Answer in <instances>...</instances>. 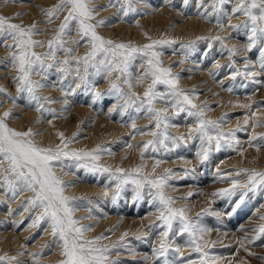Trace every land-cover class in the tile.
<instances>
[{
    "label": "rangeland",
    "instance_id": "1",
    "mask_svg": "<svg viewBox=\"0 0 264 264\" xmlns=\"http://www.w3.org/2000/svg\"><path fill=\"white\" fill-rule=\"evenodd\" d=\"M131 2L135 11H129L124 16L120 8L125 0H112L115 7L109 6V0H94L98 15L92 22L106 21L97 28L98 33L106 39L136 45L149 42L144 33L153 40L175 41L156 48L161 53L163 67H171L173 74L179 75L180 88L192 96L198 107L207 105L206 118L219 121L223 117L220 128L211 130V133L216 135L217 131H234L238 144L230 146L227 141L232 138L227 137L221 140L217 150L216 141L213 140L209 158L201 163L197 153L209 145L207 141L202 143L198 133L189 135L190 129L197 126V117L190 116L187 111L177 113L170 96L155 101L154 105L158 109H167L169 120L166 129L163 125L161 129L155 127V119L147 112V105L137 111L143 100V92L151 83V77L143 75L147 62L140 54L135 55L129 66L130 76L106 70L98 63V58L93 63H97L100 70L89 66L86 82L80 78L84 76L82 60L79 64L75 59H70L69 65L57 64V61L72 55L83 57L90 50L91 45L86 39L80 40L79 44L73 43L80 39L75 22L69 25L64 37V47L72 48L73 53L58 50L57 61H45L46 64L53 63L54 67L47 69L43 75L33 73L32 79L45 85L38 89V94L56 101L45 104L46 109L54 111H44L40 123H36L41 113L35 110V102L30 100L27 92L17 91L14 78L18 73L9 55L15 49L10 50L0 43V88L4 89V92H0V115L10 111L12 115L7 120L9 126L19 131L32 128L39 133L35 136L36 141L45 147L60 143L57 132H63L66 138L78 133L68 148L92 150L99 146L101 159L98 163L113 170L117 167L132 169L139 165L142 162L140 152L143 144L156 140L145 152L144 172H150L156 160L162 161L156 169L158 175L163 174L165 169H172L165 194L174 199V207H187L190 209V219L210 229L204 237L209 247L203 251L208 252L210 257H219L220 264H264V235L252 243L247 242L257 235L253 229L264 224L260 218L264 216V186H258L253 191L238 189L234 196L211 195L219 189L231 187L232 179L247 183L246 173L235 175L240 169L264 171V140H251L254 133L264 134V124L254 126L255 117L252 115L257 113L264 118V70L260 68L259 51L264 45L257 44L248 51L249 29L227 27L229 22L242 25L247 19L242 14L232 13L237 0H228L219 6L217 12H213L212 0H204L203 4L200 0ZM56 3L58 0H0V15L16 17L13 23L26 26L36 22L37 28L43 31L34 39L45 41V46L37 47L35 51L45 53L48 51L47 41L55 35L66 12L54 18L52 23H46L47 17L41 13V9L51 8ZM17 13L20 15L17 16ZM201 13L212 15L205 19ZM217 17L225 25L223 31ZM217 35L223 43L211 39ZM6 43L11 44L12 40L8 39ZM230 48L239 50L238 54L230 57ZM246 63L251 71L260 73L255 80L262 83H255L253 79L241 75L232 79L236 69L244 71ZM61 67L70 71L63 73L59 71ZM140 78H143V82L137 83ZM113 84L119 90L113 89ZM228 88H232V91H227ZM156 91L167 94L168 88L157 84ZM132 93L140 97L135 104L131 103ZM240 105H251V108ZM26 112L30 115L24 117ZM133 122L139 131L132 128ZM165 130L168 139L159 134ZM151 132H157V137L150 135ZM181 136L184 138L171 139ZM250 141L252 145H259L260 150L250 146ZM129 144L133 147L129 148ZM65 163L69 166L57 165L55 171L72 185L65 188V195L78 198L73 205L75 218H84L81 224L92 226V231L87 232L86 236L91 239L103 234L106 239L101 241L102 244H115L116 247L108 255L118 264H164L165 257L156 259L153 255V249L159 246L161 233L165 230L157 219L159 203L152 195L156 190L146 185L137 197L136 186L128 182L113 200L119 181L111 173L91 172L77 167V162L72 160ZM243 192H247V195L233 212ZM32 195L26 190H17L14 195L6 185L0 183V257L5 258L0 260V264H57L62 258L59 255L60 241L52 237L50 223L44 220L33 224L42 209L28 204ZM200 213L202 215L197 220ZM181 227L179 220L173 221L168 237V264H187L189 260L200 264L201 254L194 250L189 235L181 234ZM245 237L247 240L241 247L239 241ZM212 241L217 243L212 245ZM33 253L36 255L33 256ZM7 257L17 259L9 261Z\"/></svg>",
    "mask_w": 264,
    "mask_h": 264
},
{
    "label": "snow or ice",
    "instance_id": "2",
    "mask_svg": "<svg viewBox=\"0 0 264 264\" xmlns=\"http://www.w3.org/2000/svg\"><path fill=\"white\" fill-rule=\"evenodd\" d=\"M118 2V0H117ZM201 4L204 0H200ZM228 2V0H212L213 12H217L220 5ZM109 6L115 7L116 4L109 0ZM104 10V9H101ZM120 10L124 16H127L129 11H135L134 5L131 0H125L124 5ZM66 12L63 20L59 24L55 35L47 41L48 51L45 53H37L35 48L44 47L45 41L36 40L34 36L42 32V29L37 28V23L33 22L30 25H24L22 23H13L12 20L16 17H6L0 15V43H3L8 49H15L10 51L11 62L15 66L18 75L14 78L17 83L18 92H27L30 100L35 102V110L41 113V117H38L36 123H40L44 111L53 112V109H46L45 104L56 103L49 97H42L38 94V89L43 88L45 85L39 81L32 79L33 73L36 75H43L47 69H51L55 65L53 63H45L47 60L57 61L56 53L58 50L66 53H73L72 48L64 47L66 30L69 25L75 22L77 32L80 39L74 40L73 43L79 44L80 40H87L91 47L87 54L83 57L76 58L74 55L66 58L62 61H57L60 65H69L70 59H75L77 64L83 61L84 76L80 77L85 80L88 75L89 66L96 68L99 71L97 61L100 65L108 71H116L121 75H131L128 71L132 60L136 54L142 55L147 62V68L144 71V77H151V83L147 85L143 92V100L137 111H140L144 105H147V112L152 114L155 119V127L164 129L168 126L169 117L167 116L166 108H156L155 101L165 100L167 96H170L172 107L177 111H187L190 116H195L198 119L197 126L194 129H190L189 135L198 133L202 141H207L209 147L201 149L197 155L201 159V163L209 158V152L213 140L216 141V148L219 150L221 140L231 137L227 142L230 146L238 144L239 141L235 140L234 131L228 133L217 131L216 135L211 133V130H218L221 120H210L205 116L204 107H198L193 98L187 91L179 86V75L173 74L171 67H163L162 60L160 59L161 53L156 50L157 46H163L175 43V41L168 39L153 40L147 33H144L145 37L149 41L143 45H136L131 42H117L111 39H106L100 35L97 31L98 27L103 26L106 21L99 20L96 23L95 20L98 15L97 6L94 0H58V3L51 8L41 9V13L47 17L46 23H52L54 18H58L61 13ZM232 13L242 14L247 19L243 24L228 23L227 27L237 29L244 27L249 29L250 35L248 36L249 43L246 46L248 51H251L257 44L264 45V0H237L235 7L232 8ZM20 13H17L19 16ZM203 18L208 19L212 13H201ZM231 16L229 17V21ZM217 23H220L217 17ZM225 25L220 23V28L223 31ZM11 39L12 43L7 44V40ZM201 39H209L208 37H202ZM213 40H220L223 43L222 38L217 35L211 37ZM192 42H190L189 46ZM226 46V45H225ZM236 48L228 49L230 57L238 54ZM260 68L264 70V47L260 48ZM235 61H233V64ZM219 67V65H217ZM59 71L68 73L69 68L61 67ZM77 74L79 75V69L77 68ZM214 75V74H213ZM237 75L246 76L254 80L255 83H262L259 80H255V77L260 73L251 71L249 65L245 64L244 71L236 69L233 73L232 79H235ZM119 78V77H117ZM131 83L129 81H125ZM143 78L137 80V83H142ZM157 84L166 85L168 93L163 94L156 91ZM221 84L223 82L221 81ZM80 85H77L79 87ZM113 89H118L116 84L112 85ZM227 91L231 92L232 88H228ZM0 92H4V89L0 88ZM97 96L100 93H96ZM140 97L136 93H132L131 103L135 104ZM65 106L67 107V101L65 100ZM187 106V107H185ZM240 107L251 108V105H240ZM196 109V111H191ZM12 115L10 111H5L0 115V183L6 185L15 195L17 190H26L33 195L28 200L33 208H40L42 212L35 218L33 224H37L41 221L47 220L50 223L51 235L54 240L60 241V253L62 257L57 264H118L117 261L109 259V253L113 245L102 244L101 241L106 239L103 234L89 239L86 236L87 232L92 231V226L81 224V219H77L74 216L75 208L73 207L77 197L65 195V188L72 186L70 182L63 180L57 175L55 167L57 165L61 167L66 165V160H72L77 162V167L86 168L91 172H108L118 180L116 184V193L112 199L115 200L119 195L123 185L131 182L136 186V195L139 197L140 190L146 185L156 191L152 193L153 199L158 201L159 207L157 208V219L161 221L165 230L161 233V239L159 246L153 249V255L156 259L165 257L164 264H168L167 253L169 250L168 237L172 230L173 221L179 220L181 224V234L187 233L190 237V242L194 246V250L200 253V264H220L219 257H210L208 252L203 251L209 247V242L204 239L210 229L200 226L197 221L192 220L188 216L190 209L187 207L176 208L173 206L174 199L165 194L164 189L168 186V181L173 174L172 169H165L163 174H157L156 169L162 163L160 160H156L153 164L150 172L145 173L144 169L146 165L143 163L145 152L148 150L149 145H154L156 140H149L143 144L141 149V163L132 169H124L117 167L113 170L110 167L101 165L99 160L100 147L98 146L92 150L82 149H69L68 145L75 139L78 133H74L72 138H66L63 132H57L56 135L59 138L60 143L53 146H41L35 139V136L39 133L34 132L32 128H28L26 131H19L12 128L7 123L8 118ZM255 117L254 126L264 124V118L260 114L253 113ZM51 123V121H49ZM248 124V119L245 120V125ZM132 128L136 129V124L133 122ZM239 130V126H237ZM139 131V130H137ZM144 134V133H141ZM153 137H157V132L149 133ZM166 139L169 138L168 133L161 131L159 133ZM184 137H171L173 140L183 139ZM261 139L264 140V134H253L251 140ZM162 142V141H161ZM255 146L256 150H260L259 145ZM129 148L133 145L129 144ZM153 151L155 149L153 148ZM194 171V170H193ZM219 171V170H217ZM241 173L247 174V183H241L237 179H232L231 187L219 189L217 192H213L212 196H234L238 189H247L248 191L255 190L258 186H264V171H257L255 169H240L236 172V176ZM231 175V174H229ZM22 186V188L20 187ZM107 195V192L104 193ZM192 195V193H189ZM247 192H243L240 196V201L236 204L233 212L240 207L243 203L244 197ZM91 203V201H89ZM204 211H209L205 209ZM202 213L197 215V220ZM219 215V214H217ZM264 220V216L260 217ZM114 229H110L112 231ZM257 233L252 240H247L245 237L239 241L241 247H244L245 241L252 243L254 240L260 239L261 235H264V224L259 225L258 228L253 229ZM127 233L124 234L126 236ZM121 237V240L124 239ZM217 241H212L211 244L215 245ZM247 251V249H245ZM180 252L179 249H176ZM253 255V253H249ZM33 256L36 254L33 253ZM183 256V253H180ZM5 259L0 257V260ZM9 261H15L16 257H7ZM147 259V257H145ZM187 264H195V261L189 260Z\"/></svg>",
    "mask_w": 264,
    "mask_h": 264
},
{
    "label": "bare ground",
    "instance_id": "3",
    "mask_svg": "<svg viewBox=\"0 0 264 264\" xmlns=\"http://www.w3.org/2000/svg\"><path fill=\"white\" fill-rule=\"evenodd\" d=\"M18 11H19V10H18ZM31 13H32V12H31ZM31 13H30V14H31ZM32 15H33V14H32ZM35 16H36V15H35ZM158 17H159V16H158ZM159 18H162V17L160 16ZM27 115H30V114H28V112H26L25 115H24V117L27 116ZM1 229H2V228H1Z\"/></svg>",
    "mask_w": 264,
    "mask_h": 264
}]
</instances>
